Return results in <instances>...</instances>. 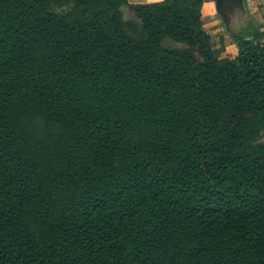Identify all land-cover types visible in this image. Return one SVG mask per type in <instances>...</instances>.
<instances>
[{"label":"trees","instance_id":"16d2710c","mask_svg":"<svg viewBox=\"0 0 264 264\" xmlns=\"http://www.w3.org/2000/svg\"><path fill=\"white\" fill-rule=\"evenodd\" d=\"M205 1L0 0V264H264V31Z\"/></svg>","mask_w":264,"mask_h":264},{"label":"rangeland","instance_id":"374dc122","mask_svg":"<svg viewBox=\"0 0 264 264\" xmlns=\"http://www.w3.org/2000/svg\"><path fill=\"white\" fill-rule=\"evenodd\" d=\"M202 8V21L204 28L212 35L215 49L224 47V51L218 54L219 57H234L237 54V47L234 40L226 31L225 26L217 14L213 0H206ZM245 12L236 11L231 18V28L234 33L244 35L247 31L259 29L264 31V0H244ZM125 19L131 18L128 8L123 9ZM211 16V17H207ZM223 39V43L221 42ZM264 42V38L262 40ZM264 139V134H263Z\"/></svg>","mask_w":264,"mask_h":264},{"label":"water","instance_id":"95a60500","mask_svg":"<svg viewBox=\"0 0 264 264\" xmlns=\"http://www.w3.org/2000/svg\"><path fill=\"white\" fill-rule=\"evenodd\" d=\"M217 14L221 18L226 31L234 40L235 37L242 38L240 34H235L231 28V17L236 11L245 12L244 0H213ZM252 42V40H249Z\"/></svg>","mask_w":264,"mask_h":264},{"label":"crops","instance_id":"0c3cea01","mask_svg":"<svg viewBox=\"0 0 264 264\" xmlns=\"http://www.w3.org/2000/svg\"><path fill=\"white\" fill-rule=\"evenodd\" d=\"M155 1H161V0H128V2L130 4H141V3H149V2H155ZM124 8H126V7H124ZM130 14H131V17H132L133 13L130 12Z\"/></svg>","mask_w":264,"mask_h":264},{"label":"bare ground","instance_id":"6f19581e","mask_svg":"<svg viewBox=\"0 0 264 264\" xmlns=\"http://www.w3.org/2000/svg\"><path fill=\"white\" fill-rule=\"evenodd\" d=\"M204 4L206 5V3H204ZM205 5H203V6H205ZM207 17L209 18V17H211V16H207Z\"/></svg>","mask_w":264,"mask_h":264},{"label":"flooded vegetation","instance_id":"af4514ba","mask_svg":"<svg viewBox=\"0 0 264 264\" xmlns=\"http://www.w3.org/2000/svg\"><path fill=\"white\" fill-rule=\"evenodd\" d=\"M232 18V17H231ZM235 34H237V33H235ZM235 38H237V37H235ZM239 38V37H238Z\"/></svg>","mask_w":264,"mask_h":264}]
</instances>
